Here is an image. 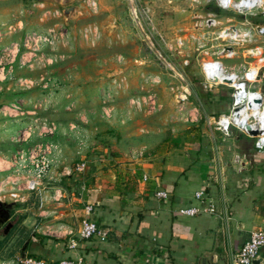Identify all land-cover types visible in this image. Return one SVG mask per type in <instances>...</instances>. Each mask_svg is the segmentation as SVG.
Here are the masks:
<instances>
[{"label": "rangeland", "instance_id": "1", "mask_svg": "<svg viewBox=\"0 0 264 264\" xmlns=\"http://www.w3.org/2000/svg\"><path fill=\"white\" fill-rule=\"evenodd\" d=\"M8 1L0 0V201L15 204L17 225L1 241L0 264H18L32 233L57 234L52 217L36 215L41 190L48 196L62 187L76 197L78 185L67 179L74 173L81 181L101 170L123 175L138 167L140 152L174 147L179 134L210 133L212 109L228 111L230 90L209 91L202 63L252 60L205 55L221 49L215 38L224 27L244 19L204 1L95 0V9L85 0ZM207 14L222 24L202 28ZM43 151L55 164L40 191L22 189L15 201L11 182L20 157Z\"/></svg>", "mask_w": 264, "mask_h": 264}, {"label": "crops", "instance_id": "2", "mask_svg": "<svg viewBox=\"0 0 264 264\" xmlns=\"http://www.w3.org/2000/svg\"><path fill=\"white\" fill-rule=\"evenodd\" d=\"M218 108L211 117L223 114ZM179 135L174 147L163 145L136 157L134 172L111 176L101 170L82 181L70 175L67 179L78 185L76 197L62 187L48 196L39 190L45 198L40 197L36 215L52 217L49 222L60 236L39 228L26 239L25 256L35 253L50 263L82 258V264H198L203 253L216 252L230 264L249 234L264 230V153L257 154L248 137L233 131L227 137L212 129ZM161 190L168 193L166 200L155 197ZM201 190L218 210H226L227 222L206 214H178L181 208L198 206L194 195ZM86 205L93 207L91 218L109 230L105 242L78 239ZM70 238H76L74 249L66 247ZM257 260L264 264V247Z\"/></svg>", "mask_w": 264, "mask_h": 264}, {"label": "built area", "instance_id": "3", "mask_svg": "<svg viewBox=\"0 0 264 264\" xmlns=\"http://www.w3.org/2000/svg\"><path fill=\"white\" fill-rule=\"evenodd\" d=\"M87 6L95 9V0H85ZM196 3L202 1L212 3L222 11L232 10L239 14L244 22L239 25L224 27L215 39H221L224 43L219 51L206 52L207 56H218L232 60L239 57L249 58L251 62H242L235 66H226L218 58L202 63L201 72L205 80L207 89L222 86L230 90V106L226 113L211 117L212 129L224 136H228L233 130L253 140V147L257 154L264 153V90L261 82L264 79V0H191ZM259 16L262 20L260 24H252L248 18ZM232 21L228 19V22ZM222 23L213 14H207L202 20L201 26L207 30L215 29ZM193 39H200L192 36ZM234 45L241 49L235 50ZM252 133H255L252 135ZM55 148L56 147H52ZM39 153H42L39 149ZM142 157L143 153L140 152ZM138 157V155L136 156ZM55 159V158H54ZM52 156L48 152L42 155H27L26 159L20 157V167L15 171L14 185L10 197L19 200V193L22 189L28 192H38L42 180L50 173L55 164ZM85 164L77 166L76 171L82 172ZM71 173L70 171L68 174ZM70 175V174H69ZM143 181H147V176H142ZM20 181L23 186L15 187ZM5 190L1 189V192ZM155 197L166 200L168 193L165 191L155 192ZM194 198L198 206L181 208L178 214L185 217H195L200 214L216 216L227 222L226 210L217 209L214 202L208 198L203 190L195 193ZM93 207H84V217L79 223V240H98L105 242L109 236V230L98 226L91 218ZM77 246L75 238L67 241L66 247L74 249ZM264 247V230H254L249 234L248 240L230 258V264H253L258 259L260 250ZM82 258L76 261L71 259H61L56 263H49L43 259L25 256L18 260V264H82Z\"/></svg>", "mask_w": 264, "mask_h": 264}, {"label": "water", "instance_id": "4", "mask_svg": "<svg viewBox=\"0 0 264 264\" xmlns=\"http://www.w3.org/2000/svg\"><path fill=\"white\" fill-rule=\"evenodd\" d=\"M70 9L64 11V16L68 14ZM255 133H252L254 135ZM14 203H5L0 201V213L3 211L4 218L0 221V225L5 223L9 218V211L14 209ZM29 244V240H26L21 249L19 250L20 258L23 259L25 257L27 247ZM258 260H254L253 264H257ZM198 264H229L226 256L218 254L216 252H205L198 260Z\"/></svg>", "mask_w": 264, "mask_h": 264}, {"label": "flooded vegetation", "instance_id": "5", "mask_svg": "<svg viewBox=\"0 0 264 264\" xmlns=\"http://www.w3.org/2000/svg\"><path fill=\"white\" fill-rule=\"evenodd\" d=\"M4 214L3 211L0 213V221L3 220ZM17 225V218L13 213V209L9 211V218L7 221L0 225V242L7 238L9 235L11 236V232L14 230Z\"/></svg>", "mask_w": 264, "mask_h": 264}, {"label": "trees", "instance_id": "6", "mask_svg": "<svg viewBox=\"0 0 264 264\" xmlns=\"http://www.w3.org/2000/svg\"><path fill=\"white\" fill-rule=\"evenodd\" d=\"M15 227H16V226H15ZM14 229H15V228H14ZM12 232H13V231H12ZM12 232H11V234H12ZM8 237H10V235H9ZM8 237H7V238H8ZM7 238H5L4 241H5ZM40 239L43 240V239H45V238L40 237ZM2 246H3V242H0V247H2ZM29 256H30V257H34V258H39V259H41L40 257L36 256L35 253H30Z\"/></svg>", "mask_w": 264, "mask_h": 264}]
</instances>
